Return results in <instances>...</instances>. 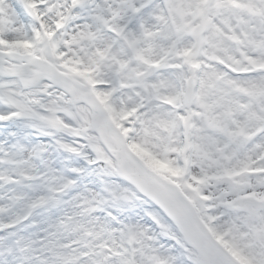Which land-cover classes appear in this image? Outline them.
Here are the masks:
<instances>
[{
  "label": "snow or ice",
  "instance_id": "1",
  "mask_svg": "<svg viewBox=\"0 0 264 264\" xmlns=\"http://www.w3.org/2000/svg\"><path fill=\"white\" fill-rule=\"evenodd\" d=\"M0 264H264V0H0Z\"/></svg>",
  "mask_w": 264,
  "mask_h": 264
}]
</instances>
